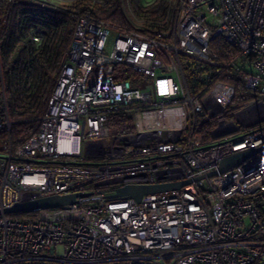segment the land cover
I'll return each instance as SVG.
<instances>
[{
  "label": "built area",
  "instance_id": "1",
  "mask_svg": "<svg viewBox=\"0 0 264 264\" xmlns=\"http://www.w3.org/2000/svg\"><path fill=\"white\" fill-rule=\"evenodd\" d=\"M120 1L131 27L81 15L38 131L0 152V264H264V148L208 176L264 146V0H169L166 28ZM217 36L236 51L227 60ZM229 70L255 98L232 103ZM0 102L9 131L3 89ZM111 112L132 131L111 128ZM196 177L139 201L114 196ZM72 193L82 195L66 208L5 212Z\"/></svg>",
  "mask_w": 264,
  "mask_h": 264
},
{
  "label": "trees",
  "instance_id": "2",
  "mask_svg": "<svg viewBox=\"0 0 264 264\" xmlns=\"http://www.w3.org/2000/svg\"><path fill=\"white\" fill-rule=\"evenodd\" d=\"M129 1L145 24L166 28L170 23L169 0H153L150 4ZM86 13L116 26L131 27L120 0H105L103 4L75 0L55 9L42 0H0V90L3 89L11 123L9 131L0 129V152L7 149L9 142L15 148L38 131L76 22ZM36 37H40V42L35 41ZM211 48L221 60L236 53L219 36L212 39ZM130 74L128 70L126 78ZM220 79L234 86L233 104H243L256 97L245 89L241 73L225 71ZM108 124L118 132L132 131V120L123 112L109 113ZM10 216L27 219L34 214L18 212Z\"/></svg>",
  "mask_w": 264,
  "mask_h": 264
},
{
  "label": "water",
  "instance_id": "3",
  "mask_svg": "<svg viewBox=\"0 0 264 264\" xmlns=\"http://www.w3.org/2000/svg\"><path fill=\"white\" fill-rule=\"evenodd\" d=\"M264 146H260L257 148H251L247 150H240L234 154L223 157L218 167L208 173V176H213L218 172H224L235 165L240 164L241 162L247 160L249 157L256 154L260 151ZM200 177H196L194 179H187L178 182L171 183H161V184H127L121 186L116 189L115 197H123V198H134L139 201L143 195L153 192H159L168 189H177L182 187L185 184L190 183L193 180H196ZM82 195V193H72V194H52L47 196H42L38 198H34L31 200H24L20 202H16L13 206L5 209L6 213H31L43 209L48 208H56L63 207L66 208L70 204L74 203L76 197Z\"/></svg>",
  "mask_w": 264,
  "mask_h": 264
},
{
  "label": "rangeland",
  "instance_id": "4",
  "mask_svg": "<svg viewBox=\"0 0 264 264\" xmlns=\"http://www.w3.org/2000/svg\"><path fill=\"white\" fill-rule=\"evenodd\" d=\"M64 1V0H63ZM70 2L71 0H67V1H64V2ZM142 3L144 4H150L151 2H153V0H141ZM130 4L133 6V4L130 2ZM212 30L214 29L212 26L210 27ZM241 66V64H240ZM248 71H251L250 69H247Z\"/></svg>",
  "mask_w": 264,
  "mask_h": 264
},
{
  "label": "bare ground",
  "instance_id": "5",
  "mask_svg": "<svg viewBox=\"0 0 264 264\" xmlns=\"http://www.w3.org/2000/svg\"><path fill=\"white\" fill-rule=\"evenodd\" d=\"M69 145H70V146L72 145V143L70 142V140H69Z\"/></svg>",
  "mask_w": 264,
  "mask_h": 264
}]
</instances>
